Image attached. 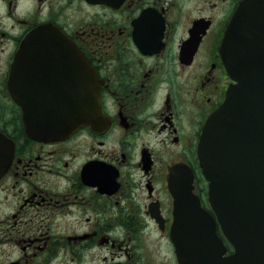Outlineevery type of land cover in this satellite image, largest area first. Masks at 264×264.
<instances>
[{"label":"flooded vegetation","instance_id":"flooded-vegetation-1","mask_svg":"<svg viewBox=\"0 0 264 264\" xmlns=\"http://www.w3.org/2000/svg\"><path fill=\"white\" fill-rule=\"evenodd\" d=\"M242 1L0 0V264H179L169 180L179 207L190 179L211 212L196 146L232 82L220 44ZM41 24L86 58L104 127L56 142L24 134L17 53ZM60 60L29 64L26 83H69L74 66Z\"/></svg>","mask_w":264,"mask_h":264},{"label":"water","instance_id":"water-1","mask_svg":"<svg viewBox=\"0 0 264 264\" xmlns=\"http://www.w3.org/2000/svg\"><path fill=\"white\" fill-rule=\"evenodd\" d=\"M21 48L17 62L25 63L23 69L32 64L36 70V64L39 69L43 63H60L62 57L71 56L79 73L52 92L36 87L30 97L17 101L23 107L26 135L55 141L81 125L101 123L97 84L70 39L53 25L42 24L27 35ZM220 53L234 82L205 120L196 151L208 181L211 210L233 251L225 255L213 216L191 195L190 179L184 194L187 208L178 206L179 196L170 186L175 203L172 239L180 264H264V0L239 3ZM62 94L64 98H59ZM178 170L172 168L170 177Z\"/></svg>","mask_w":264,"mask_h":264}]
</instances>
